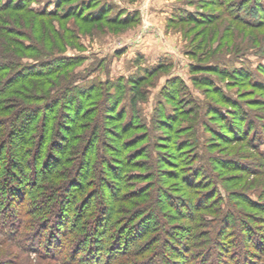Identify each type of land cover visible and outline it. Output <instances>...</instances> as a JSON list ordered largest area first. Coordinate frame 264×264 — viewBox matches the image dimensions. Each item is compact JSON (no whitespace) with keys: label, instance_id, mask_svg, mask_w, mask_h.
Masks as SVG:
<instances>
[{"label":"trees","instance_id":"trees-1","mask_svg":"<svg viewBox=\"0 0 264 264\" xmlns=\"http://www.w3.org/2000/svg\"><path fill=\"white\" fill-rule=\"evenodd\" d=\"M68 2L69 0H61L56 3L54 11L35 10L24 2L0 3V242L3 246L6 245L4 248L7 252L17 251L15 257L0 255V264H21L18 262L21 256L18 255L28 257L31 252L35 253L36 259L56 264H264V231L260 233L251 230L245 222L246 218L235 210L232 202H240L244 198L242 195H247L248 188L242 186L238 191H229L228 187L237 186L235 182L242 179L244 184L253 183L254 179H248L252 176L255 183L260 182L263 186L259 195H264V149L260 148L264 145V125L260 123L264 119H257L256 123L246 113L235 114L236 118L230 117L217 109L215 104L206 106L205 111L212 119L202 123L201 116L196 113L195 103L190 101L194 113L178 108L172 115H166V118H154L150 123L136 122L139 119L136 104L138 98L142 97L139 84L145 80V76L150 77L162 68L160 64L152 69H144V76L128 78L127 83L133 93L128 97L127 110L121 103L124 96L120 99L116 93L111 94V87L107 82L98 85L99 87L93 85L82 90L72 87L74 78L72 79L70 68L78 62L64 54L65 45L69 41L63 33L51 31L49 34L45 28L40 27L39 20H63L83 12V23L86 25L103 22L107 27L119 30L127 28L135 17L131 13H114L115 16H111V8H107L109 5H98L95 10L86 11L91 9L92 3L87 6L83 3L82 11L67 8L63 13L59 8ZM244 25L260 28L264 27V20L256 24L244 21ZM202 66L201 62H197L191 65V69L200 75L217 72ZM201 79L203 82L206 80L202 76ZM173 83V79L168 81L166 87ZM118 84L116 86L119 89L122 84L119 81ZM205 84L208 86L209 82ZM252 86L255 89L261 87ZM96 97L101 101L100 104L95 102L96 105H92L95 108L91 113L94 121L85 119L87 126L83 129L86 133L80 135L83 136L80 151L87 156V160L83 159V166L80 164L81 160L75 164L66 161L65 155L58 151L54 156L46 152L45 145L53 130L52 111L60 107L63 109L62 118L65 119L63 125L57 123L52 142H56L58 138L65 142V136L72 132L76 134L81 129L78 124L90 114L89 111L88 114L85 112L91 106L89 102H93L91 100ZM164 97L167 99L165 95ZM168 98L171 102L176 96L169 94ZM165 111L160 109L158 114L166 113ZM222 115L224 118L220 117ZM220 118L226 125L218 133L219 138L210 143L204 139L202 147L211 149L223 145L228 156L216 158L207 155V158L203 156L205 162L198 163L200 156L197 157V150L193 152V149L198 145V134L201 135L199 129H202V133L210 132L214 136V130L207 123ZM102 121L105 122L104 125ZM66 122L73 127H68ZM185 122V126H182ZM61 127L62 135L59 133ZM110 128H113V133L109 131ZM154 129L167 133L155 137ZM34 130H37V141L32 144L30 140ZM134 131L137 132L133 134ZM184 132L187 134L185 139L175 136ZM108 138H114V143L110 144ZM29 147L35 148L32 151ZM57 147L61 145L57 144ZM246 148L252 152L248 155L253 159L251 164L243 163L241 157L231 155L234 152H245ZM9 149H14V152ZM69 150V146L63 149L64 152ZM105 152L113 153L114 156L110 155L116 160L113 164L106 160ZM94 156L106 168L105 175L114 180L119 179L118 185L110 184V187H114L112 193L104 191L107 204L123 201V195H130L132 200L140 196L148 197L152 186L144 185L138 189L135 185H129L137 181L132 171L153 172L142 178L148 183L156 173L157 177L154 179L157 183L154 188L158 195L157 202L165 203L166 208L169 207V195H173V192H180L181 195L194 190L199 192L212 185V191L205 194L212 195L211 201L206 204L193 199L177 200L178 211L183 215L180 218L190 222V229L186 230L190 233L179 241L180 248L174 245V235L169 232V228L160 219H152L157 214L153 205L147 206L151 213L148 218L130 223L125 221L120 227L111 221L110 215L114 212L113 205L110 206L101 236L95 235L98 230L97 216L100 214L99 218L103 217L106 212L99 209L96 216H93L94 221H89L91 216L86 215L91 207L89 195H96L99 202L103 198L96 193L105 182L98 183L97 180L98 184H94L91 191L85 190L94 167ZM144 160L149 161V165ZM64 165L66 167L59 171ZM162 165L173 168L175 173H170L167 169L161 170ZM213 168L224 174L239 172L243 177H225L221 173H213ZM246 177L248 181L244 179ZM173 181L177 183L168 190L165 186ZM70 188L73 192L70 197L73 196V199L65 204V197L61 194ZM82 195L83 211H86L83 215L77 211L75 203V199ZM221 195L228 197L226 212L213 207ZM241 204L253 209L258 205L246 198ZM65 205L66 213L62 210ZM182 208L186 209V215ZM195 213L209 216L211 220L206 222L201 215L194 217ZM102 219L104 218L99 221L102 222ZM210 223L215 225L213 234L209 230ZM195 229L199 233H192ZM177 230L181 228L174 231ZM124 232L126 238L122 236ZM146 238L149 239L146 241ZM128 241L130 242L126 244ZM251 248L256 249V255L251 253Z\"/></svg>","mask_w":264,"mask_h":264},{"label":"rangeland","instance_id":"rangeland-1","mask_svg":"<svg viewBox=\"0 0 264 264\" xmlns=\"http://www.w3.org/2000/svg\"><path fill=\"white\" fill-rule=\"evenodd\" d=\"M9 1L24 2L28 7L35 10L47 9L48 11H54L56 9V3H59L61 0H0V3ZM83 3L85 6L91 3L93 5L91 9H87L86 11H93L98 5H109L107 8H111V16H115L114 13H122L123 15L124 13H131V15H134L133 17H135V20L133 23H130L127 28H121L119 30H113L111 27H107L103 22H95L86 25L83 23V12H81L82 14H74L63 20L58 18H42L39 20L40 27L45 28L49 34H51V31L63 33L67 38L66 40L69 41L68 44L65 45L64 54L74 58V60L78 62L74 67L70 68V74L73 76L72 79L74 78L72 80V87H77L82 90L93 85L98 86L107 82L111 87V94L116 93V96L120 99L124 96V100L121 103H123L124 108L127 110L128 97L133 93L130 91L131 87L129 88V83H127L128 78L137 75L144 76V69H152L160 64L162 68L157 70L150 77L145 76V80L139 84L142 97L138 98L136 104V109L139 111V119H136V122L143 123V121H145L150 123V120L154 118L163 119L166 118V115H172L173 111H176L178 108L187 109V111L194 113L193 106H191L193 104H191L190 101L195 103V107H197L196 113L198 116H201L202 123L211 118L205 111L206 106H214L215 104H217V106H215L217 109L230 117L236 118L235 114L240 115L246 113L250 116L251 120L256 123L257 119H264V105H261L264 104V27L250 28L244 25V21L256 24L264 20V0H69V2L61 6L59 10L61 9L63 13L67 8L82 11L81 5ZM29 17L33 18V16ZM197 62H201L202 65H204L202 67H207V69L210 68L212 71L216 70L217 72L213 73L210 71L211 73L208 75L194 73L191 69V65ZM237 75L239 76L238 78ZM201 76L206 78L204 82ZM172 79L174 81L173 85L166 87L168 81ZM207 80L209 82L208 86L205 84L208 83ZM118 81L122 84V87L119 89L116 86L119 85ZM252 85L261 87H256L258 89H255ZM123 87L124 89H122ZM174 87H176V89ZM124 93L127 94L124 95ZM169 94L176 96L174 101L170 102L168 98ZM91 101H93L89 102L91 106H88V110L85 112L88 114L89 111L90 114L78 124L81 125V129H79L76 134L72 132L69 136H65V142L60 138H58L56 142H52V137L55 135L54 130L57 129V123L63 125L65 122V119L62 118L63 113L61 112L63 109L57 107L52 111L53 123L51 125L53 130L45 145L46 152L54 156L57 153L56 151H58L65 155L66 161L75 164L76 161L81 160L80 164L83 166V159L87 160V156L85 154L83 155V151H80V147L83 145V136L80 135L81 133L83 134V132L86 133L83 129V127L87 126V124H85L87 123L85 119L88 120L90 118L89 120L94 121V116H91V113L95 108L92 105H96V103L100 104L101 99L96 97ZM236 106L238 108H235ZM160 109H165L166 113L162 112V114H158ZM80 112L82 113V111ZM223 115L220 117H223ZM203 118H205V120ZM221 119L222 118L207 123L208 127L214 130V136H212L210 132L207 134L202 133V129H199L201 135L198 134L197 136L198 145L193 149V152L197 150V157L200 156V158L197 159L198 163L201 161L205 162L203 156L206 158L210 155L216 158L228 156V152L224 151L225 146L222 148L223 145L211 149H204L202 147V143L204 144L202 141L204 139L210 143L219 138L218 133H221L223 131V125H226V122H223L224 120L222 121ZM260 123L264 125V122ZM102 124L104 125L105 122L102 121ZM185 124L186 122L183 125L180 124V126H185ZM66 125L68 127H73L72 124L67 122ZM258 130L260 129L258 128ZM109 131L113 133V128H110ZM179 131L182 130H178V132ZM136 132L137 131H134L132 133L135 134ZM36 133L37 130L32 132V140H30L32 144L37 141L35 138ZM59 133L62 135V127ZM163 133L167 132L154 129L155 137L161 136ZM175 136L180 139H185L187 134L184 132L180 135L175 134ZM105 139H107L106 136ZM14 141L17 142V140ZM108 142L113 144L114 138H108ZM57 144L61 145V147H57ZM68 146L70 150L64 152L63 149ZM34 148L35 147H29L32 151ZM260 148L264 149V145H261ZM10 150L14 152V149H9V151ZM99 150H101V148ZM244 151L245 152L240 153L234 152L231 155L233 157L239 156L241 157L240 159H242L241 162L251 164L253 159L249 158L248 155L252 154V152L247 150V148ZM105 154L107 156L104 157L111 164H113V161H116L111 158L114 156L112 152H105ZM93 161V166L95 168H92L90 179L88 178L85 184V190L89 192L94 184L101 182L105 183L103 184L104 187L102 186L96 193L103 197L100 202L97 201L96 195H89L90 200L88 202H91V204H89L91 207L86 215H88V217L91 216L88 218L89 221H94V217L99 209H103L104 212H106V216L100 217L104 218L102 222L99 221L100 214L97 216L96 224L97 222L98 224L95 226L98 230L95 235L101 236L103 232L102 227L106 223L105 218H108L107 214L111 210L110 206L113 205L114 212L110 215L111 221L120 227L125 221L126 223H130L133 222V220L148 218L151 213L147 206L153 205L157 214H154L152 219H160L163 224L169 228V232L174 235L172 236L174 245L180 248L179 241L181 239L184 240V238L189 235L188 233H190L186 231L190 229L188 228L190 227V222L180 218V215H183L178 211L177 200H182V198L185 200H200L202 204L211 201L210 197L212 195L205 194L212 191V185L199 192L194 190L191 193L182 195L180 192H173V195H169L170 199L167 201L169 207L166 208L165 203L157 202L158 195H156L154 188V185L157 183V180L154 179V177H157V175H155L156 173L154 176L150 177L149 181L151 182L149 183L142 179L148 177L146 175H152L153 173H148L146 170L144 173L132 171L137 181L129 185H135L138 189L144 185L152 186L150 188V193L147 194L148 197L142 198L143 196H140V198L132 200L130 195H123L125 196L123 201L117 203L113 201L111 204H107L104 191H107L108 194L112 193L114 187H110V184L118 185L119 179L114 180L113 177L105 175L106 168L100 165L99 158L96 159L94 156ZM144 163L148 164L150 162L144 160ZM65 167L66 165L60 167L59 171ZM210 168L212 169V164ZM160 169H167L171 171L170 173H175L173 172V168H167L164 165L160 166ZM213 173H221L225 177H243L240 176L241 173L239 172L224 174L221 170H214V168ZM103 175H105V177H103ZM99 178H103L104 180L100 181ZM218 179L220 180V177ZM244 179L247 181L248 179H254V182L244 184L243 179L236 181L235 183L237 186L231 187L227 185L230 187L229 191H238L242 186H245L248 188V193L246 192L247 195H242V197L251 200L253 203H258L257 208H247L241 204L244 198H242L240 202L232 201L233 204H235L234 208L246 218L245 222L251 230L263 233L264 195H259L263 190V186L260 182L255 183V178L252 176H249L248 179L247 177ZM97 180L98 183L96 182ZM175 183L177 182H169L168 186L166 185L165 187L169 190ZM127 191L130 190L127 189ZM72 193V188L62 192L61 195H64L66 200L65 204L71 201L73 196L70 197V195ZM196 193L202 195H195ZM108 196L111 197L112 195ZM115 196L122 197L121 195ZM237 196L239 197L240 195ZM83 197L82 195L75 199L78 208L77 211L82 213V215L86 212L83 211ZM218 199L221 201L220 204ZM218 199L216 200L217 202L213 204V207H218L226 212L228 209L227 195L218 196ZM66 209V205L63 206L62 210L64 213H66ZM182 212L185 215L187 214L186 209H183ZM199 215H201L200 217H204L202 220L204 219L206 222L211 220V217L204 216L202 213H195L193 216L198 217ZM214 226V224L210 223L209 230L212 234L215 231L213 229ZM179 228H181V230L174 231ZM197 232L199 233L198 229L192 231V233ZM122 236L126 238L125 232L122 233ZM151 237L152 236H149V238ZM149 238H146V241ZM170 239L171 237H169V240ZM165 241L167 240L165 239ZM129 242L130 241L126 242V244ZM5 246L0 242V255L5 254V256L9 258L17 255V253H15L17 252L16 250H13V252L11 251V253L7 252L4 248ZM86 247L87 245L83 247V250ZM251 253L256 255V249L251 248ZM82 254H84V252H82ZM18 256H21V260H18L21 264H56L52 261L36 259L35 253L33 252H31L28 257L24 255Z\"/></svg>","mask_w":264,"mask_h":264}]
</instances>
